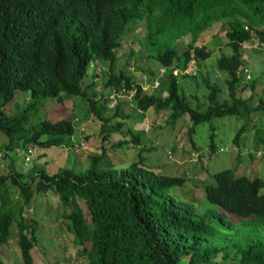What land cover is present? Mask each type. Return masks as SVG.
I'll list each match as a JSON object with an SVG mask.
<instances>
[{
  "label": "trees",
  "instance_id": "trees-1",
  "mask_svg": "<svg viewBox=\"0 0 264 264\" xmlns=\"http://www.w3.org/2000/svg\"><path fill=\"white\" fill-rule=\"evenodd\" d=\"M140 20L145 21L141 45L166 70L162 75L149 71L158 76L164 97L146 92L123 69L115 72L122 39ZM215 21L228 26L225 45L231 54L222 53L217 67L228 74L230 102H220V89L206 80L208 107L201 111L178 80L195 79L186 72L188 64L199 66L210 56L195 42ZM184 36L190 39L181 49ZM252 39L264 46V0H0V133L6 136L0 142V245L8 243L14 230L22 264H34L37 222L24 211L36 193L50 189L63 208L59 218L73 232L76 256L87 264H264V179L220 170L212 174L214 181L202 183L210 206L198 210L174 191L184 186L185 176L162 174L146 164L144 153L153 148L125 126L128 115L120 104L106 114L109 95L122 89L132 93L131 102L141 114L168 109L166 124L187 114L188 140L195 146L192 133L198 123L224 115L248 118L264 109V101L253 108L237 95L245 74L240 48ZM99 82L107 94L95 89ZM246 84L255 87L252 79ZM16 90L28 91L30 99L24 108L6 112ZM77 96L87 106L85 119L91 115L99 122L100 152L89 154L88 168L64 167L49 174L33 163L20 171L15 159L25 162L20 149L73 145L72 121L61 115L47 118L40 109L50 98L63 104ZM247 131L244 122L233 143L239 147ZM254 132L253 147L264 155V131ZM112 133L122 138L109 142ZM129 143L137 146V159L116 167L107 147ZM241 158L239 154L237 163Z\"/></svg>",
  "mask_w": 264,
  "mask_h": 264
},
{
  "label": "rangeland",
  "instance_id": "rangeland-1",
  "mask_svg": "<svg viewBox=\"0 0 264 264\" xmlns=\"http://www.w3.org/2000/svg\"><path fill=\"white\" fill-rule=\"evenodd\" d=\"M228 28L226 23L215 21L200 33L195 45L205 46L210 51V56L203 60L198 66L191 61L188 64L187 73L195 74L196 78H179V84L183 83L186 95L190 98L192 105L198 104V109L204 111L208 107L206 96L208 89L204 82L207 80L214 83L220 89L218 99L222 102L228 97L226 71L217 67V59L222 53L231 54V49L227 42L225 31ZM145 34V21H138L122 39V44L118 49V59L115 64V72L121 69L127 72L133 79L140 83L148 93H160L162 97L166 95L162 84L156 85L158 76L152 75L149 71L159 74L161 65L149 58L148 51L141 45ZM189 36L180 38V48L184 49L189 41ZM241 56L245 60L243 70L244 78L238 88L237 95L243 99H248L251 107L264 101V46L260 47L252 39L243 43L240 48ZM91 67L89 72L91 73ZM100 70V66L97 67ZM248 70V71H246ZM99 81V77L95 78ZM254 80L255 87L251 88L246 83ZM156 80V81H155ZM243 84L247 86H243ZM95 89L103 94L108 93V88L100 82L95 85ZM131 94L122 89L117 93V99L113 98L107 103V115L114 112L116 103L120 104L123 114L128 115L124 123L126 127L135 132H139L140 138L147 147L153 149L146 153V164L162 174L185 176L187 182L183 187L175 188L174 191L181 195L182 199L194 202L198 210L208 208L210 205L204 198L202 183L212 182V174L223 170L232 169L237 175H248L250 177H261L264 179V155L257 152L253 147L254 131L261 129L264 131V109L252 111L248 118H237L234 115H224L214 117L210 121L200 122L195 126L192 133V140L195 146L188 140L187 128L190 119L187 114L176 120L175 124H166L170 111L148 109L144 114L139 113L131 102ZM30 99L29 92L16 90L15 98L11 106L5 107L6 112L16 108H24V103ZM111 99V98H110ZM47 118L57 120L60 115L68 118L74 125V133L71 138L72 146H58L50 148L36 147L34 155L28 164L21 163V157L16 156L17 166L20 171L25 172L31 165H43L49 174L57 172L61 168H72L76 171H83L88 168V156L91 153L100 152V139L97 135L99 122L91 115L86 118L87 106L79 96L76 99L64 100L60 104L54 98L45 101L40 109ZM247 123L248 131L243 136V143L239 147L233 143V137L238 128ZM96 134L92 135V132ZM210 133H213V141L216 150L208 147L210 143ZM127 136L126 138H128ZM122 136L112 133L109 142H116ZM6 136L0 133V142ZM138 148L132 144L123 145L112 149L107 147V156L116 167H126L133 160L137 159ZM192 153V154H191ZM194 153V154H193ZM241 160L237 163L238 155ZM253 155V158H251ZM191 158H195L192 160ZM184 159V160H183ZM31 161V164H30ZM178 165L176 162H179ZM175 165H177L175 167ZM196 174V175H195ZM191 175V177H188ZM185 194V195H184ZM180 198V197H179ZM79 206L86 211L83 201L78 200ZM58 195L52 190L36 193L24 215L34 218L37 222L36 238L37 243L31 249L34 264H87L83 258H77L76 248L73 244V232L67 227V220L59 218L62 210ZM0 254L7 261V264H22L20 250L17 244V234L14 230L8 243L0 245Z\"/></svg>",
  "mask_w": 264,
  "mask_h": 264
},
{
  "label": "built area",
  "instance_id": "built-area-1",
  "mask_svg": "<svg viewBox=\"0 0 264 264\" xmlns=\"http://www.w3.org/2000/svg\"><path fill=\"white\" fill-rule=\"evenodd\" d=\"M165 72H166V70H165L164 67H161L159 69V75H162ZM176 72H177L176 70L173 71L174 74H176ZM156 83H157L156 85H158V81H156ZM118 92H120V90L116 91V92L113 90L112 93L109 95V98L113 99L117 95ZM19 152L25 159V163L24 164L27 165L28 161L34 155L35 151H34V148L28 147L26 149H20Z\"/></svg>",
  "mask_w": 264,
  "mask_h": 264
},
{
  "label": "crops",
  "instance_id": "crops-1",
  "mask_svg": "<svg viewBox=\"0 0 264 264\" xmlns=\"http://www.w3.org/2000/svg\"><path fill=\"white\" fill-rule=\"evenodd\" d=\"M98 128H99V126L97 127V133H98ZM96 131H94V132H92V135H94V134H96ZM99 137V136H98ZM100 139V138H99ZM100 143V142H99ZM192 154V153H191ZM194 154V153H193ZM192 160H194L195 158H191ZM184 160V159H183ZM178 165L180 164V161L179 162H176ZM177 165H175V167H176ZM155 170V169H154ZM155 171H157V170H155ZM196 175V174H195ZM188 177H191V175H188ZM186 182H187V180H186ZM185 182V183H186ZM31 254H32V250H31ZM32 257H33V255H32ZM0 260H1V262H2V264H7V261L6 260H4V258L1 256V254H0Z\"/></svg>",
  "mask_w": 264,
  "mask_h": 264
},
{
  "label": "bare ground",
  "instance_id": "bare-ground-1",
  "mask_svg": "<svg viewBox=\"0 0 264 264\" xmlns=\"http://www.w3.org/2000/svg\"><path fill=\"white\" fill-rule=\"evenodd\" d=\"M193 65H195V64L193 63Z\"/></svg>",
  "mask_w": 264,
  "mask_h": 264
}]
</instances>
